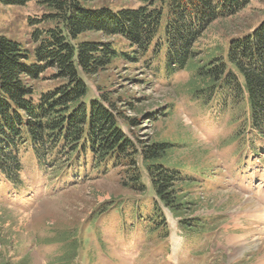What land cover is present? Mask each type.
<instances>
[{"label":"trees","instance_id":"16d2710c","mask_svg":"<svg viewBox=\"0 0 264 264\" xmlns=\"http://www.w3.org/2000/svg\"><path fill=\"white\" fill-rule=\"evenodd\" d=\"M139 1L138 8L116 10L96 8L95 0H0L5 7L37 3L46 12L37 24L51 25L33 33L32 50L0 32V178L20 186L26 156L53 178L78 175L81 181L97 180L118 170L127 190L144 197L142 202L151 199V207L141 203L146 210H136L135 218L147 223L148 234L159 241L169 235L165 211L181 217L187 232L205 233L206 221L182 216L191 217L198 206L185 192L197 182L185 169L170 164L177 146L147 143L127 133L124 126L136 127L137 120L126 119L110 94L91 96L86 79L119 61L143 63L149 73L163 72L167 78L193 68L189 72L198 81L194 95L201 103L208 106L217 100L240 108L251 133L264 141V20L229 42L225 58L222 49L221 55L211 52L197 65L201 53L195 45L202 34L251 0ZM88 34L108 40H83ZM117 38L124 41L121 49ZM50 69L60 85L40 91L29 83L39 82ZM114 202L104 207L121 213V205ZM68 237L61 264H78L90 236Z\"/></svg>","mask_w":264,"mask_h":264},{"label":"rangeland","instance_id":"374dc122","mask_svg":"<svg viewBox=\"0 0 264 264\" xmlns=\"http://www.w3.org/2000/svg\"><path fill=\"white\" fill-rule=\"evenodd\" d=\"M140 5L139 0L92 4L116 10ZM45 13L37 3L0 5V32L32 50L33 33L51 26L37 24ZM263 20L264 0H251L238 14L213 23L195 45L201 53L197 65L211 52L221 55L224 49L226 56L229 42L251 33ZM82 39L108 40L100 34ZM116 42L119 49L124 47L121 39ZM141 64L119 61L86 79L90 95L110 94L126 119L137 120L136 127L124 126L127 133L147 143L177 146L170 164L197 182L185 192L198 206L191 217L182 216L201 218L209 225L207 231L189 233L181 217L165 211L169 235L159 241L148 234L147 223L135 220L137 211L146 210L141 203L151 207V199L142 202L144 197L127 190L118 170L97 180L53 178L26 156L20 186L0 178V263L61 264L68 253L67 238L73 235L80 240L90 236L78 264H264V221L255 217L258 210L264 212V141L251 133L240 108L217 100L201 103L194 95L198 81L189 72L193 68L167 78ZM55 72L50 69L39 82L29 83L40 91L54 89L62 83L53 80ZM110 201L119 203L122 212L104 207Z\"/></svg>","mask_w":264,"mask_h":264},{"label":"bare ground","instance_id":"6f19581e","mask_svg":"<svg viewBox=\"0 0 264 264\" xmlns=\"http://www.w3.org/2000/svg\"><path fill=\"white\" fill-rule=\"evenodd\" d=\"M254 213H255V212H254ZM256 213H257V214L255 215L256 219H257V218H260L261 220L264 221V212H263L262 210H258ZM253 216H254V215H253Z\"/></svg>","mask_w":264,"mask_h":264}]
</instances>
